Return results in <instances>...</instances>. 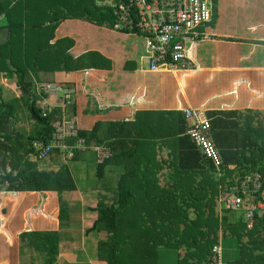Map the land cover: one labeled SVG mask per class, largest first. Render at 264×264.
<instances>
[{
	"label": "trees",
	"instance_id": "trees-1",
	"mask_svg": "<svg viewBox=\"0 0 264 264\" xmlns=\"http://www.w3.org/2000/svg\"><path fill=\"white\" fill-rule=\"evenodd\" d=\"M37 1L41 3V8L34 13L29 12V15L34 14L41 19L35 24H29L27 29L36 38L31 44L24 45L25 52L28 46L33 57L28 59V55H25L26 70L23 66L17 68L20 74L18 86L28 96L27 111L29 119L33 121V132H30L26 141L20 135L14 137L13 134L0 132V149L4 154L1 167L5 172L1 178L4 181L0 182V264H20L16 258L18 247L14 248L15 251L8 248L16 239L20 247L30 248L35 255L39 254V264H59V227L71 215L63 195L78 189L68 161L80 159V153L90 149L73 147L72 157L68 156L70 149L52 151L49 156H56L64 161L56 170L40 169L39 160H33L32 157L38 154L33 143H48L56 131L54 123L69 118L76 120L79 132L77 136L65 139L69 146L75 145L77 139L84 136L90 145L104 144L106 141L105 144L111 149L112 155L102 162L98 161V178L105 177L109 165L124 167L114 199L108 201L107 197L100 194L98 204L90 208L96 219L88 229L89 234L97 229L109 232L106 239L98 241L99 260L102 263L153 264L152 261L156 258L158 264L159 252L157 248L148 250V244L157 242L151 236L156 233L155 228L160 226L172 237L170 241L162 240L160 244L185 247L177 255L178 264H210L214 246L221 243V237L228 235L235 237L239 244V256L233 264H264V210L261 217H255L252 227L247 228L244 208L240 211H220L217 208L221 197L229 195L230 185L242 181L250 172H259L262 176V188L255 195V200L264 204V112L253 110L252 103L247 101L250 91L243 92L237 88L232 93H225L236 96V102L244 107L237 109L232 106L228 111L221 107L220 86L203 84L196 88L194 108L201 110L204 117L211 120V135L223 159V164L218 169L187 134L191 124L182 111H156L149 108L150 102L139 100L131 74L137 68L136 59L140 57H134L131 45L129 49L124 48L120 37L141 35L114 30L111 26L112 11L98 7L96 0H55L52 7H48V10L46 7L45 15L42 9L50 0ZM219 2L220 0L211 1L210 24H215V19L226 11L234 13L236 10L231 8L232 4H235L239 11L237 16L243 21L242 12L245 13L247 7L241 11L237 0H230L227 6H219V11ZM253 6H262V10L256 14L250 9L247 15L251 17L249 21H261L264 27V0ZM226 25L232 29L228 23L225 27ZM216 27L217 30L212 35L218 42L233 40L226 30H220L218 25ZM242 27L241 33L251 34L255 30L249 25ZM258 36L264 38V33ZM196 39L204 40V34ZM4 49L2 53L5 52ZM6 49L9 50L10 46L6 45ZM130 53L134 60H130ZM142 61L143 57L139 63ZM28 66L31 74L47 70L80 72L76 82L63 84L65 89H74L78 100L74 98V103L70 105V102L66 107H40L38 103L47 98V94L38 93L34 88ZM117 66L124 77H114L113 72ZM112 80H115V84ZM95 81L110 85L109 92L120 100V104L113 103L109 108L103 106L102 99L97 102ZM206 95L211 100L210 108L205 107L208 104ZM244 96L245 101H242ZM79 98L83 100L79 101ZM16 112L17 102L0 105V128ZM158 115L160 122L156 121ZM167 120L171 125L177 123L178 126L166 133H170L168 138L161 140L166 146L175 149L168 156L170 178L181 181V186L182 181L191 177V181L196 184L193 189L162 187L157 174H151V169L155 172L156 166L150 164L147 157L143 164L140 161L136 164L130 162L140 159L141 147L157 146L154 138L163 136L157 134ZM8 167L9 171L6 170ZM227 180L230 182L227 183ZM226 183L230 185L226 186ZM176 190L185 191L187 197L196 201L198 208L206 211V216L201 217L198 222L197 213L195 220H189L187 226L182 223L178 214L170 212L171 208H176L178 199L162 207L171 192L172 198L179 197L178 191L174 193ZM198 192L204 194L201 199L196 197ZM243 197V205L247 207V197ZM208 204L210 205L207 207ZM23 210L25 226L30 229L13 235L5 228L8 215L22 213ZM257 212L258 209L255 210L256 214Z\"/></svg>",
	"mask_w": 264,
	"mask_h": 264
},
{
	"label": "crops",
	"instance_id": "crops-1",
	"mask_svg": "<svg viewBox=\"0 0 264 264\" xmlns=\"http://www.w3.org/2000/svg\"><path fill=\"white\" fill-rule=\"evenodd\" d=\"M54 1L55 0H50L48 3L44 4V8L42 9L44 15L46 13V7L48 10V7H52ZM40 8L41 3L37 0H0V105L17 102L16 115L13 118H9L5 122L3 127L0 128V132L1 134H13L14 137L15 135H20L24 141H26L31 132L30 128L32 127V120L29 119V115L27 119V121H29L28 123H26L23 119L24 109L28 104L21 105V103L24 101L28 102V96H25L23 88L18 86L17 82L20 74L17 72V68L24 66V62L22 61L23 56L26 58L25 55H28V59L33 57V54L29 52L28 46L26 47L25 52L24 45L26 43L27 45L31 44V42H34V39L36 38L34 35H30L31 32L27 30L29 24H35L41 19V17H38L34 14L29 15V12L34 13ZM243 8V6H240L241 11H243ZM261 10L262 6H252V11L256 14ZM236 11L239 12L238 9H236ZM243 13L244 12H242V14ZM228 14V11H226L224 14H220L217 20L215 19V25H218L220 30H226V32L230 37L233 38L234 41L228 40L220 43L213 37L212 34L214 33H211L208 30H204V32L202 31L201 33H204L205 39H196L190 44V57L194 62V66L192 68L171 70L162 69L159 70V72H151V70H145L142 68V62L139 63V61L136 60L135 63L137 64V68L135 72L131 74V76L133 78L132 81L137 87L135 91L138 93L139 100L141 102H150L151 105L149 108L156 111L164 110L181 112L182 109L194 108L193 101L196 88L205 84L206 86L211 85L212 87L220 86L222 92V110H228L232 106L237 107V109H244L241 107L242 105L236 102V96L233 94H225L232 93L233 89L239 88V90L243 92L250 91L247 101L252 103L253 110L263 113L264 38H260L258 34L264 33V27L262 26L261 21L256 20L253 22L241 21V25L239 21L228 24L232 27V29L227 27V25L225 27ZM208 23L210 24V22ZM244 25L253 27L255 29L254 32L251 34L246 32L241 33L240 29H242V26ZM198 36L202 37L203 34H199ZM237 40H239V42H237ZM6 45L10 46L9 50L6 49ZM220 45L221 48L219 47ZM2 49H4L5 52L2 53ZM134 57H136L135 54ZM139 57L141 58L143 56L139 55ZM29 64L31 63L29 62ZM27 69L29 70L28 74H31L32 72H30L31 69L29 66ZM79 74L80 72H72V70H70V72H66V70H47V72L31 74L30 77L32 78L35 86L51 85L52 87H59L63 89V84L76 82L77 76ZM71 75H75V79L72 82H70L69 79ZM121 75L124 77V74ZM58 82L63 83L59 85L57 84ZM112 82L115 84V80H112ZM51 83L54 84L52 85ZM109 88L110 85L107 86L103 85L102 82H97V102L102 99L103 106L110 108L113 103L120 104V100L109 92ZM206 91H209V89L206 88ZM206 98L208 104L205 105V107L210 108L211 100L208 99V95H206ZM242 99L245 100V96ZM42 100H45L51 105L50 107L52 108L62 103L63 96L57 92L56 94L48 95L47 98ZM80 100H83V98H79V101ZM161 117L164 120V117ZM159 118L160 115L156 117V121L160 122ZM177 128V123L174 126L171 125L169 121L164 123L163 127L158 130L157 134V136H163L161 138H154L157 142V146L141 147L139 151L141 156L140 159H135L134 161L130 162L136 164L140 161L143 164L144 158L147 157L148 162L156 166L155 172L151 169V174H157L162 187L176 186L186 189L189 187L190 189H193L196 187V184H194V181H191V177L186 181H182L181 186L179 185L181 181L170 178V167L169 165L167 166V162L169 160L168 156L169 152L174 153L175 149L166 146L164 142H161V140H165L169 137L170 133L166 135L168 131L175 130ZM105 143L107 142L105 141ZM91 151L95 153V159L98 166V153L92 148L88 151L80 153V159L91 158ZM150 155L156 157L150 158ZM3 158L4 154L0 149V165L3 162ZM32 159L34 160L35 157H32ZM80 159L76 161L71 160L73 163L69 164L77 180L78 189L74 192L65 193L63 195L64 198H66V194L71 196L74 193H80L79 180L83 176V171H87L89 168V166L85 164H80ZM175 164L176 163H172V165ZM52 166H55V168ZM52 166L50 164L39 163L38 161V167L40 169L56 170L59 167V165L56 164H53ZM119 167L120 170L118 172V176L120 180V177L124 172V167L122 165H119ZM1 178L0 182L4 181L1 180ZM228 182L230 181L227 180V183ZM227 183L226 186L230 185ZM116 189L117 187L115 188V191ZM115 191L106 193L98 190L97 192H101V194L104 196L113 194L114 197ZM89 193L90 192H87V194ZM262 193L264 194V190ZM67 204H69L70 207L73 205L71 203ZM73 214L77 216L76 213L71 212L70 218L65 221L62 227H59L61 239L59 243L60 246L58 259L59 256H61L64 259H72L74 263L76 261L79 263H82L80 261H93L96 264H105L99 260L98 241L100 239L98 238L102 237V239H106L109 232L104 229H97L89 234L88 229L92 227L93 222L95 221V218H91L94 213L87 211L80 212V217L85 219L86 222V224L83 226V229L85 226H87L85 230L87 242L79 246L72 238V233L74 232L73 230H75V228L73 227L70 220L73 218ZM23 218L24 210L22 213H10L8 215V220L5 223V228L13 235L20 233V231L24 229H30L26 228L25 218ZM66 238L70 239L67 240ZM91 244H93L94 247V250L91 253L87 252L86 248H82L85 246L90 247ZM15 247H18L17 239L12 241L8 246L9 249H14ZM71 249H73L75 252H71ZM157 251L159 252L158 248ZM89 255L94 256L93 259H91Z\"/></svg>",
	"mask_w": 264,
	"mask_h": 264
},
{
	"label": "built area",
	"instance_id": "built-area-1",
	"mask_svg": "<svg viewBox=\"0 0 264 264\" xmlns=\"http://www.w3.org/2000/svg\"><path fill=\"white\" fill-rule=\"evenodd\" d=\"M212 0H96L97 6L109 9L113 13L111 26L114 30L130 31L145 38V45L149 54V69L159 72L162 69H188L194 66L190 57V44L198 35H191L190 30L208 23L212 15ZM38 93L48 95L63 93L62 107H66L76 93L74 89H61L51 85L35 86ZM59 88V89H58ZM44 101V100H42ZM40 107L47 109V102ZM50 108V107H49ZM186 120L190 121L187 134L193 139L198 148L207 158L220 168L223 164L222 156L214 142L211 132V120L204 117L203 112L195 108L182 109ZM55 133L48 143L40 145L37 141L33 146L38 149V160L46 159L52 151L70 149L68 156L74 152L71 148L94 149L98 153V161L112 155L111 149L105 143L90 145L88 139L80 136L76 144L69 146L65 139L78 135V126L74 118L56 121ZM7 171L10 170L8 167ZM5 175L0 165V178ZM262 188V176L259 172H252L242 178V181L229 188V195L221 197L220 201L226 211H240L244 208L247 228H251L255 217H261L264 204L255 200V195ZM243 196L248 204L244 207ZM258 209L257 214L255 210ZM214 255L210 264H223L222 247L217 244L213 248Z\"/></svg>",
	"mask_w": 264,
	"mask_h": 264
},
{
	"label": "rangeland",
	"instance_id": "rangeland-1",
	"mask_svg": "<svg viewBox=\"0 0 264 264\" xmlns=\"http://www.w3.org/2000/svg\"><path fill=\"white\" fill-rule=\"evenodd\" d=\"M237 5L243 6V7H247V11L245 13H243L241 16L243 21H249L250 20V16H247L250 13V9H252L253 5H256L257 3L261 2V0H237ZM243 2V3H241ZM227 4H230V0H220L219 5L217 7V10L219 9V6H227ZM231 8L236 10L235 4L231 5ZM222 10V9H221ZM220 11V9H219ZM237 15H239V13L237 11H235L234 13L231 11L228 16H227V20H226V24H231V22H240L241 25V19L240 17H238ZM230 22V23H229ZM204 30H208L211 33H214L217 30V27L214 23L209 24V23H205L202 24L200 26H197L196 28L192 29L189 31V33L191 35H199V34H204L201 33L202 31L204 32ZM119 38V35L117 36ZM121 39V45L126 48L129 49V46L131 45L133 48V54H135L136 56H143V61H142V68H144L145 70H150L149 69V54L145 45V38L143 36H138V35H132L129 34L127 36H123L120 37ZM93 45V44H92ZM94 47H97L96 44L93 45ZM117 46V44H115V47ZM21 52V51H20ZM23 53V51H22ZM130 60H134L132 58V55L130 53ZM141 58H138L136 60L140 61ZM24 56L22 61L24 62ZM25 63V62H24ZM24 70H26L25 66ZM114 77L117 76H122V72L119 66L115 67L114 69ZM173 74V73H172ZM70 82L74 81L75 79V75H71L69 77ZM97 81V79H96ZM95 81V84L97 86V82ZM100 82V81H99ZM63 82H58L57 84H61ZM52 85L54 83H51ZM63 88H65V86H63ZM67 89V88H66ZM58 93L63 96V93L61 91H58ZM245 101V100H242ZM42 102H46L44 101H40L38 103V105L40 106ZM74 103V97L71 100L70 105H72ZM24 104H28V102L24 101L21 103V105ZM48 104V103H47ZM50 106V104H48ZM58 107H61L62 104H58ZM243 107V106H241ZM244 108V107H243ZM28 111H27V105L26 108L24 109V116L23 119L26 123H28L29 121H27L28 119ZM33 122V121H32ZM33 127V126H32ZM31 129V132H33V128ZM91 154V158H83L80 159V164H85L87 166H89V168L83 171V176L82 178H80L79 180V187H80V193H74L71 196L69 195H65L66 198H64V200L67 203H71L73 204L72 207H70L69 204V209L70 212H74L76 213L77 216H75L73 214V218L70 220L73 227L75 228V230H73L74 232L72 233V238L73 240L80 246L84 243L87 242L86 237H85V230L87 228V226L84 227L83 226L86 224L85 219H82V217H80V212L83 211H87V212H91L90 208L96 204H98L99 201V195L101 194V192H106V193H111L115 191V188L118 185V181H119V176H118V172H119V165H109L107 167V172H106V176L104 178H98L96 176V172H97V161L95 159V153L93 151L90 152ZM39 163H45V164H50L51 166L53 164L56 165H60L61 163H64V161H62V159L60 158H56V156H49L46 159L43 160H39ZM73 163V161L69 160L68 161V165ZM55 168V166H52ZM94 190V192H93ZM98 190H101V192H97ZM178 191V198H172V194L173 192L170 193V196L167 197L165 199V203L162 204V207L165 204L168 203H172L174 199H178V204L176 205V208H171L170 212H173L175 214H178L179 218L181 219L183 224H186L187 226H189L188 221L189 220H195L197 213L199 214V220L200 221L201 217H205L206 216V211H202V209L198 208L199 205H195V200L194 199H190L189 197H187V194L185 191L183 190H176L177 193ZM87 192H90L89 194H87ZM204 194H200L199 192L196 194V197L198 196L199 199L202 198ZM115 196V195H114ZM107 197L108 201H111V199H114L113 194L109 195V196H105ZM78 204V205H77ZM211 204V203H210ZM208 204L207 207L210 205ZM219 207V210L221 211H226L225 210V206L220 203L217 204V208ZM221 207V209H220ZM92 215V214H91ZM92 219H96V215H92L91 216ZM221 220V219H220ZM156 233L153 234L151 237L155 238L154 241L157 242H150L148 244V250H152V248H158L159 250V257H158V264H178L177 262V255L178 253L181 251V249H185V247H177L174 246L173 244H169V245H164V244H160L159 242H162V240H169L172 238L170 237V233H168L167 231L163 230L160 226H157L156 228ZM150 237V238H151ZM61 238V235H60ZM67 240L70 238H66ZM98 239H102V237H99ZM151 241V240H150ZM221 247H222V259H223V264H233L238 256H239V244L238 241L235 237L233 236H224L221 237ZM219 241V242H220ZM18 253L16 255V258L18 260V262H20V264H39L40 258H38L39 254L35 253L30 249V248H24V247H20L18 244ZM73 248V247H72ZM80 248V247H79ZM82 248H86V251L91 253L94 250L93 244L90 245V247L85 246ZM77 249V248H76ZM12 251H15V249H10ZM71 252H75L73 249H71ZM91 259H93L94 256L89 255ZM157 257V256H156ZM98 259V258H97ZM156 259V258H155ZM154 259V260H155ZM152 261L153 264H157V259L156 261ZM59 264H96L93 261H80L82 263L79 262H73L72 259L68 260V259H64L61 256H59L58 259Z\"/></svg>",
	"mask_w": 264,
	"mask_h": 264
},
{
	"label": "clouds",
	"instance_id": "clouds-1",
	"mask_svg": "<svg viewBox=\"0 0 264 264\" xmlns=\"http://www.w3.org/2000/svg\"><path fill=\"white\" fill-rule=\"evenodd\" d=\"M182 111V110H181Z\"/></svg>",
	"mask_w": 264,
	"mask_h": 264
}]
</instances>
